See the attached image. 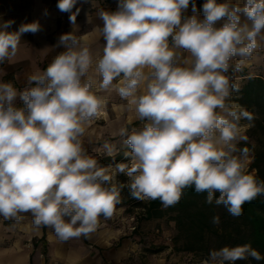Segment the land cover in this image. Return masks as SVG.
<instances>
[{
  "label": "clouds",
  "instance_id": "obj_1",
  "mask_svg": "<svg viewBox=\"0 0 264 264\" xmlns=\"http://www.w3.org/2000/svg\"><path fill=\"white\" fill-rule=\"evenodd\" d=\"M76 3L57 4L73 24ZM202 13L194 0H118L116 10H97L101 55L73 30L22 90L0 82V216L30 213L35 229L68 240L90 236L100 217L114 215L125 185L112 182L81 139L103 107L99 93L113 89L141 122L118 131L128 150L116 169L129 178L131 198L169 207L194 188L238 217L264 196V181L247 171L249 150L237 147L255 116L232 102L240 91L234 74L264 49V0H205ZM12 23L0 24V64L16 56L22 34L40 30L33 21L8 31ZM103 147L113 155V145ZM249 258L264 259L245 243L212 249L202 264Z\"/></svg>",
  "mask_w": 264,
  "mask_h": 264
},
{
  "label": "crops",
  "instance_id": "obj_2",
  "mask_svg": "<svg viewBox=\"0 0 264 264\" xmlns=\"http://www.w3.org/2000/svg\"><path fill=\"white\" fill-rule=\"evenodd\" d=\"M194 2L202 16L205 0ZM57 4L58 0H0V24L13 21L8 31H16L21 24L33 21L40 24L38 32L22 34L16 56L0 64V82H11L22 90L29 74L44 70L62 51L54 47L59 36L73 30L95 56L102 54V21L97 18V10H116L118 0H77L72 10L80 9L75 24L69 20L71 13L61 12ZM192 14L190 4L185 15ZM249 76L264 77V49L256 52L233 78L240 86ZM99 95L104 97L103 107L98 117L86 125L82 145L107 142L114 146L115 154L125 148L123 138L118 135L119 128L139 127L141 122L135 119L134 112L127 110V102L114 89ZM117 233L100 224L88 237L61 240L51 228L35 229L30 213L22 214L19 221L0 216V264H119L131 247L130 240Z\"/></svg>",
  "mask_w": 264,
  "mask_h": 264
},
{
  "label": "trees",
  "instance_id": "obj_3",
  "mask_svg": "<svg viewBox=\"0 0 264 264\" xmlns=\"http://www.w3.org/2000/svg\"><path fill=\"white\" fill-rule=\"evenodd\" d=\"M239 88L232 100L253 112L255 119L252 122L254 126L245 131L248 140L237 146L252 151L248 173L264 181V77L249 76ZM241 123L248 121L242 120ZM206 195L189 188L177 204L169 207L163 206L159 200L143 202L130 195L126 202L135 200L141 207L140 221L163 216L172 220L176 229L174 243L180 250L207 257L212 249L250 243L264 257V196L246 203L243 214L234 217L223 205L207 203ZM215 216L219 217L218 224L212 222ZM237 264H264V259L256 261L249 258Z\"/></svg>",
  "mask_w": 264,
  "mask_h": 264
},
{
  "label": "rangeland",
  "instance_id": "obj_4",
  "mask_svg": "<svg viewBox=\"0 0 264 264\" xmlns=\"http://www.w3.org/2000/svg\"><path fill=\"white\" fill-rule=\"evenodd\" d=\"M246 124L248 123H243V125ZM104 144V142L85 143L83 147L89 156L96 159L101 167L107 169L108 174L113 177L114 184L117 186L124 184L127 187L129 178L117 171L116 164L127 162L124 152L128 149L125 146L110 156L104 149ZM251 160L252 151L249 150L247 171ZM120 196L121 203L116 206L114 215L110 219L100 217L99 222V225L112 227L118 231V235L120 233L122 237L130 240L131 248L128 254L121 258L119 264H202L205 256L177 248L174 243L176 229L172 220L163 216L140 221L138 216L141 207L135 200L126 202L129 190L122 188ZM116 242L117 240L114 244Z\"/></svg>",
  "mask_w": 264,
  "mask_h": 264
},
{
  "label": "built area",
  "instance_id": "obj_5",
  "mask_svg": "<svg viewBox=\"0 0 264 264\" xmlns=\"http://www.w3.org/2000/svg\"><path fill=\"white\" fill-rule=\"evenodd\" d=\"M52 264H58V263H52Z\"/></svg>",
  "mask_w": 264,
  "mask_h": 264
}]
</instances>
